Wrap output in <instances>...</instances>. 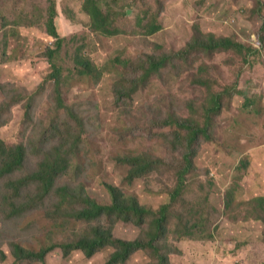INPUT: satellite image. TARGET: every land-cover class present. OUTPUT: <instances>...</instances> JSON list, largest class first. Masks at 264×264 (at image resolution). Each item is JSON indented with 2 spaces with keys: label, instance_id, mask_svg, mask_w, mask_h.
<instances>
[{
  "label": "rangeland",
  "instance_id": "rangeland-1",
  "mask_svg": "<svg viewBox=\"0 0 264 264\" xmlns=\"http://www.w3.org/2000/svg\"><path fill=\"white\" fill-rule=\"evenodd\" d=\"M102 3L121 28L115 37L91 31L84 0H55L56 28L66 39L58 58L65 59L63 67L71 69L73 52L82 49L102 70L96 78L63 73L65 105L58 109L55 86L46 83L52 72L46 53L57 45L46 29L49 0H0V138L26 149L22 169L0 173V264H104L113 248L90 258L81 251L65 255L57 246L42 263L17 259L12 244L38 250L86 235L89 226L69 221L70 214L86 197L109 204L107 184L152 210L168 204L183 151L172 150L178 128L163 124L176 115L205 125L217 96L222 109L209 116L211 139H202L170 221L180 231L208 226L198 240L170 238V264H264V219L251 203L264 196V0ZM150 20L160 26L151 35L145 29ZM205 35L207 42L226 37L261 51L175 55ZM158 52L175 55L161 75L138 91L118 85L121 78H135L139 57ZM138 155L164 164L129 182L124 159ZM41 163L60 169L46 197L38 199L33 185L13 188V180ZM66 187L74 199L58 206V189ZM22 203L27 206L19 209ZM113 233L135 241L144 229L119 222ZM153 262L149 252L139 251L125 264Z\"/></svg>",
  "mask_w": 264,
  "mask_h": 264
},
{
  "label": "trees",
  "instance_id": "trees-1",
  "mask_svg": "<svg viewBox=\"0 0 264 264\" xmlns=\"http://www.w3.org/2000/svg\"><path fill=\"white\" fill-rule=\"evenodd\" d=\"M48 16L46 20V29L48 34L56 39V48L47 50V57L52 69V72L46 79V83L54 84V92L58 99V109H63L64 91H63V73L70 72L77 77L96 78L101 73L91 57L84 53L82 49H77L73 52L72 68L63 67L65 59H58L66 39H63L56 28L55 16V0H49ZM83 11L90 17L91 31L98 32L106 37H115L121 32V28L117 24V19L113 16L109 8H105L102 0H84ZM41 19L46 17L44 10L39 9ZM127 14V12H124ZM160 28L155 25L154 21L150 20L145 25L146 34H154ZM192 38L184 49L176 52L175 55H187L191 52L209 51L206 54H215L223 51L244 52L248 51V55H256L261 50L247 48L243 44L233 41L226 37L210 36L208 42L205 37ZM68 42V41H67ZM259 49L263 48L264 38L259 42ZM209 48V49H206ZM199 49V50H198ZM194 50V51H193ZM175 55H168L164 52H158L155 55H145L137 59L138 63L134 66L136 70L135 78H121L118 85H123L131 91H138L141 87L151 81L155 76L162 74L168 65L173 61ZM117 62V60H116ZM67 81V80H66ZM221 96L213 99V105L207 109V117L205 125L193 124L190 121L176 117L166 121L165 126H176L178 128L176 135L173 138L172 150L182 149L183 165L178 171V179L175 188L170 193V202L161 206L158 210L149 209L140 204L138 197L127 194L118 187L107 184L108 191L111 194V202L109 204H100L97 201L86 197L83 199L81 208L74 210L70 214L69 221L83 223L89 226L86 229L87 234L71 243L45 245L38 250L13 243V253L17 259L31 260L35 262H46L48 254L57 246H59L65 255H69L75 251L83 252L87 257H93L98 252L105 248H113L112 253L104 264H125L132 255L139 251H147L155 259V262L148 264H170L169 250L165 244L172 237L177 241L184 239L198 240L202 237L207 224H200L197 229H187L180 231L171 228V208L179 198L182 197L186 189V180L188 175L194 168V158L199 150L202 139H211V130L209 128V116L218 115L221 112L222 103L219 104ZM59 112V111H58ZM59 147V145L55 146ZM201 148V147H200ZM25 146L22 144L8 145L6 141L0 138V173L3 175L11 174L23 168L25 163ZM71 157L69 156V164L71 165ZM124 163L130 166V173L127 176L129 182L140 179L153 170L158 169L163 165V160L149 158L145 155L129 156L124 159ZM50 164L41 163L35 171L17 178L11 182L14 189L20 190L22 187L33 185L34 195L46 197V193L53 188L56 177L60 169ZM245 166V165H244ZM242 169V167H240ZM42 192V194H41ZM58 194L61 199L58 201V206H62L68 198L74 199V192L66 187L59 188ZM37 199V200H38ZM231 202V199H230ZM255 206V210L260 217L264 219V196L257 197L251 201ZM27 204L22 203L18 206L19 209H24ZM134 224L144 229L143 236L135 241L118 239L114 236L113 228L119 223Z\"/></svg>",
  "mask_w": 264,
  "mask_h": 264
}]
</instances>
